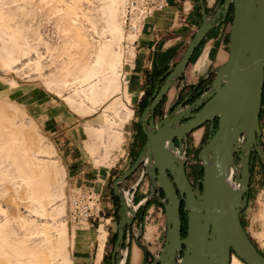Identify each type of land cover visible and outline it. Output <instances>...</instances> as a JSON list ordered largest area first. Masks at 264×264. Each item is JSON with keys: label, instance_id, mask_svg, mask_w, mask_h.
Listing matches in <instances>:
<instances>
[{"label": "bare ground", "instance_id": "6f19581e", "mask_svg": "<svg viewBox=\"0 0 264 264\" xmlns=\"http://www.w3.org/2000/svg\"><path fill=\"white\" fill-rule=\"evenodd\" d=\"M123 4L124 0H0V83H3L0 88V264H72L65 224L58 217L63 213L64 172L51 159L53 145L46 143L45 136L35 130L42 128L36 117L35 101L29 104L28 98L20 97L25 100L23 103L16 96H10V88L5 89L7 76L15 73L22 78L23 75L37 78L47 90L81 114L90 113L97 106H104V114L122 111V117L121 113H115L120 115V123L107 119L99 129L90 126L85 129L88 152L100 158L98 152L103 147L101 157L107 159L109 150L124 140L122 125L132 115L126 105L130 102L126 93L125 104L116 97L125 60L120 44ZM126 39L133 42L134 36ZM126 52V59H132L133 50ZM30 65L34 68L32 73L27 72ZM9 82L10 86L17 84L13 78ZM180 113L170 116L155 135L156 150L160 153L157 167L154 156L143 161L150 166L151 173L153 169L158 174L157 168H160L162 180L164 174L172 180L168 170L172 167L170 155L183 163L186 157L183 148L179 152L169 146V138L182 136L180 122L187 114ZM199 136L196 133L197 139ZM213 153L207 155V166L214 162ZM225 181L230 187L239 188L231 174ZM156 187L159 189L158 184ZM123 196L128 208L125 216L133 220L136 208L124 189ZM259 198L257 214L262 232L256 235L261 239L264 237V190ZM98 238L103 239L104 235L99 234ZM125 253L126 250L119 251L121 259L117 264H124ZM178 257L179 252L174 264H178L181 256ZM228 264L246 263L230 251Z\"/></svg>", "mask_w": 264, "mask_h": 264}, {"label": "water", "instance_id": "95a60500", "mask_svg": "<svg viewBox=\"0 0 264 264\" xmlns=\"http://www.w3.org/2000/svg\"><path fill=\"white\" fill-rule=\"evenodd\" d=\"M199 4L202 22L182 57L165 72L164 84L158 93L156 88L153 94L156 99L145 109L142 120H145L149 111L154 110L172 82L182 77L195 49L211 29L220 25L232 6L228 58L212 71L213 80L191 105L184 108L182 104L178 105L156 124V130L148 133L147 142L136 160L114 179L112 189L120 200V220L112 264L119 256L125 230L132 222V218L126 217L124 213L128 208L125 207L120 184L136 171L145 157L154 156L157 167L160 153L156 150L155 135L170 116L180 112L182 115L187 114L182 120L188 118L182 123L180 132L183 135L206 122L210 123V132L197 154L198 160L202 162V177L193 186L186 175L184 163L171 155L172 167L168 170L172 180L165 174L162 180L160 168H157L158 174L153 169L151 173L150 166L145 164L146 174L151 179V190L140 204L145 207L158 184L164 195L162 197L158 191L157 199L166 217L164 244L158 258H154L151 264H174L178 252H182L178 264H228L230 251L235 252L246 264H264V255L254 246L240 219V212L247 205L252 152L258 155L264 166L259 125L264 84V0H220L209 15L204 0H199ZM197 108L199 110L193 112ZM215 119L217 126L212 133ZM150 124L153 126L152 119ZM176 137L181 144V136ZM169 146L176 149L172 137L169 138ZM181 150L179 145L178 151ZM212 151L214 162L207 166V155ZM229 174L239 184V188H232L225 181ZM182 202L183 210L187 213V230L183 238L180 219Z\"/></svg>", "mask_w": 264, "mask_h": 264}, {"label": "rangeland", "instance_id": "374dc122", "mask_svg": "<svg viewBox=\"0 0 264 264\" xmlns=\"http://www.w3.org/2000/svg\"><path fill=\"white\" fill-rule=\"evenodd\" d=\"M213 1H214L213 6H215L218 4V2L220 0H213ZM124 5H125V0H124V4H123V11L121 14V19L123 18ZM231 19H232L231 11H229L226 18L220 23V25H222L223 31L227 35H229ZM122 36L123 37H122L120 44H121L122 51L124 52V53L122 52L124 55L123 59H125V60H123V65H122V69H121V76L119 79L120 80V84H119L120 85V91L116 93V97L117 96L120 97L122 103L125 104L126 100H125L124 94L126 93V95L129 98H130L129 93L132 94L131 93L132 90L129 87L128 81L126 79V76L129 73L128 72L129 71L128 66H130L129 61L131 60V59L129 60L128 58L126 59V54H127L126 51H128V50L134 51V48H133L132 42L127 41V39H126L127 36H130V35H128L127 32L125 31V29L123 27V23H122ZM135 38H136V36H134V39ZM226 42H227V36H226ZM50 45L55 46V44H53V42L52 43L50 42ZM203 56L205 57V54L202 55L201 57H203ZM194 60H196V58ZM197 63H196V65H197ZM192 66H193V63L189 66V72L193 76L194 80L197 81L195 85L200 88V91H202V92L206 91V87L211 83V81L214 78V73L212 71L215 70L216 68H213V70L211 72L205 73L204 70L206 69L205 68L206 66H204L202 68H199V70L196 73H193L194 66L193 67ZM30 67H33V66L30 65L29 70L27 69V72L28 71L30 72L31 70L34 69V68H30ZM32 72H30V73H32ZM10 75H12V77ZM10 75L7 76L8 80L10 81L11 78H13L15 83H17L15 85H17L19 88L18 89L14 88L15 85L10 86L9 85L10 82L8 81L9 83L7 82L5 89L10 88L9 89V95L11 96V94H12L13 96H16L17 99H21L22 97H23V99L28 98L29 104H31L30 102L35 101L34 107H35V110L38 111L37 117L38 118H46L47 117L46 115L49 114V116L52 118L51 119L52 123H51L48 131H46L42 128H40L41 130L39 128L38 129L36 128L35 130H36V132L39 131L37 134L42 133L40 135L45 136L44 138H46L45 139L46 143L53 145L52 147L54 150V154H53L51 159L52 160L55 159V162L59 166H61V168L64 172L65 184H64L63 195H62L63 213H61L60 216H58V217L61 220H63L64 224H65V228H66V232H67V236H68V246L67 247H68L69 257L72 260L71 263L72 264H109L110 255H111L112 248H113L114 241H115V232L111 236H106L104 232H107V230H104V232L102 233V227H100V231L97 232L95 230V228L98 227L99 223H103V222H99L98 220H94V221L91 220L89 222V225H85V226H81V227H73L69 224V222H67V215L69 212V204L67 201V197L70 193L77 190L78 187H75L71 182V178L68 175V168L66 165L67 160H66V158H64L62 156V153L60 152V150L62 148H59V146L64 147L67 145V142H68V145L72 146L71 152L72 153L75 152L76 156L82 157V159L79 161V163H81L80 164L81 166L86 167V168L94 166L98 170L109 171V175H108L109 179L106 183V186H107L106 188H107L108 194H113L112 183H113L114 179H116V177L118 175H120L124 171H126L129 168V166L131 165L130 156L128 154V149H129V145L131 144V139L133 137L134 124H135V119H136V116L134 115V108L137 105V102L132 101V102L126 103V105H128V107L133 111V113H132L131 117L126 122H124L122 125V128L125 132L124 133V140H122V142L118 145V147H114V148L109 150V152H108L109 156L107 157V159H104L101 157V154L103 153V151H102L103 147H101L99 152H98V154L100 155V158L102 159L101 160L99 157L97 158L96 156L95 157H93V155L91 156V154L88 152L87 148L85 147V141L88 139V136L86 134L85 129H86V127H89V126L94 128V129H95V127H96V129H99L100 126H102L106 123L107 119H109V121H111V122L113 121L116 124L120 123V120H122L120 118L123 116L122 111L119 112L116 110L117 113H119V114L121 113V117L119 114L115 115V113H116L115 111H114V113H113V111H111L112 115H109L111 113H109V114L107 113L109 115L108 116L106 113H105L106 115L103 113L104 106H97L94 111L87 113V114H81V113L77 112L74 108H72L68 103H66L62 98L57 96L54 92L47 90V88L43 85V83L40 82V80H38L37 78L32 77V79H31V77H26L24 75L22 78L21 77L22 75L19 76V75H16L15 73H10ZM24 77H25V79H24ZM28 78L30 80H28ZM34 78H35V80H34ZM2 84L0 83V88H2ZM191 86L192 85L185 84V86L182 87V93L185 94ZM11 87H13V88H11ZM128 91H129V93H128ZM23 99H21V100H23ZM22 102L24 103L25 100H23ZM22 102H20V104H21L20 107L23 108ZM86 102L83 101V103H86ZM261 102H262V100H261ZM43 103L45 105H43ZM86 105H87V103H86ZM88 106H90V105L88 104ZM31 107L33 108V106H31ZM35 113H36V111H35ZM109 117H111V119ZM115 118H117V120ZM98 126H99V128H98ZM125 128L128 129L129 133H130L129 136L127 135L128 136L127 139H125V136H126V129ZM207 129H208V125H205L204 127L200 126L197 130H195L191 134L190 142H189V154H188L189 156L187 158L185 157L186 159L184 158V161L186 163V169L188 172L187 177L193 186H195L198 179L201 178V177L199 178V176L202 173V166H201V164L197 158V154H198L199 150L201 149V145L204 143L205 139L208 136V133H207L208 130ZM196 133H200V136L198 139L196 137ZM64 138H66V139H64ZM103 138L105 139L106 135ZM260 145L264 150V141L262 139H260ZM251 154H255V153L252 152ZM255 155H256V158H255L254 163L251 160V166L253 164V170H252V173H250V183H249V193H248L249 197L247 200L248 202H247V205L240 212V219L243 218L245 221L254 222L256 228L259 230L257 232V235H258L259 232H262L261 231L262 230V226H261L262 223L260 222V219H259L257 213L259 211L258 210L259 202H260L259 195H260L261 191L264 190V166L262 165L258 155L257 154H255ZM250 159H251V156H250ZM235 160L237 162V159H235ZM195 164L197 166L201 167L199 172H196V170L194 169L193 166ZM117 173H119V174H117ZM143 173H144L143 168L140 167L134 173V175L131 177V179H129L130 182L127 183L129 186L126 184L124 186V188L122 187L124 189V191L127 192V196L131 200V205L136 208L137 213H139L140 209L143 208L142 205L140 204V201L145 198V196L148 194V190H149V182H148L147 178H144V177L142 178ZM140 174H141V176H140ZM138 177H140L139 181H137ZM124 182L125 181H123L121 185L125 184ZM81 189L86 190V191L91 190L90 188H81ZM96 194H98V193H96ZM99 196H100L99 207L102 208V205H101V203L103 202L102 196L101 195H99ZM114 198H115V205H116L115 212H117L118 209L120 210V202H119L118 196H116ZM149 202H151V203L147 207V209L143 215V219H144V222H143L144 225L143 226H145V225L148 226V224L150 222H152V220L155 217H157V215H159L161 223L164 221L165 213H164L163 206L156 199H153V198L150 199ZM146 206H147V204L145 205L144 208H146ZM245 216H247V217H245ZM119 220H120V216H119V214H117L115 219L108 222L105 225V227H108V230L110 228L117 229V225H118ZM114 221H116V222H114ZM137 227H138V221L136 219L132 223L133 231H136ZM98 234L104 235V238L102 240H104V242L106 244L105 247L103 246V252L102 253H103L104 257L100 263H98V261L96 260V255L98 253H100V251L102 249L100 250V246L98 247L97 241L94 242V237L97 236ZM257 235L255 234V238L257 240V242H255V243L258 247V250H260V252L264 255V237H262L263 239L262 238L260 239L259 237H257ZM102 242L100 241V244ZM156 246L157 247H155V249H154V247L146 246L148 256L145 257L143 264H146L153 256L158 254V252L162 246V243L157 244ZM126 254L127 253H125V256H126Z\"/></svg>", "mask_w": 264, "mask_h": 264}, {"label": "crops", "instance_id": "0c3cea01", "mask_svg": "<svg viewBox=\"0 0 264 264\" xmlns=\"http://www.w3.org/2000/svg\"><path fill=\"white\" fill-rule=\"evenodd\" d=\"M164 1V8L160 11H155L144 21V24L142 25L135 38V41L133 42V57L129 61V73L126 76V79L128 81L129 87L132 90V94H130L128 91L130 102H137V105L134 108V113L136 112V109L141 103L142 99L145 97L146 88L149 87V92H151L152 87L159 83L163 77H161L160 74L173 67L179 61L186 47L188 46V43L202 22L199 0ZM213 3V0H204L208 15L211 14L216 7V5L213 6ZM226 36L227 34L223 31L222 25L211 29L207 33L205 38L195 49L194 54L192 55L182 77L175 81L171 90L168 91V97H175V86L178 88L177 86L181 87L184 84H196L197 81L194 80L193 76L189 72V66L192 63L194 66L193 73H196L199 68L204 66H206V69L204 70L205 73H208L211 72L213 68L219 67L227 60L229 53ZM204 54L205 57H201ZM195 58L196 60H194ZM200 58H203L201 64L195 67ZM147 81L150 82L147 83ZM46 116V118H38L36 114L38 121H41L40 124L42 129L48 131L52 123V118L49 116V114ZM259 125L261 129V139L264 141V85L259 115ZM129 134V130L126 129L125 139H127ZM59 148H62L59 150L62 153V156L67 160L66 165L68 168V175L71 178L72 184L80 189L90 188L91 190L89 191H95V193H98L102 196L103 202L101 203L102 208H100V215L95 220L103 223H99L95 230L99 232L100 227H102V232L107 230V232H104L105 235L111 236L116 231V229L110 228L108 230V227H105V225L111 220L115 219L117 214H119V209L117 212H115L116 205L114 192L113 194H108L107 192L106 183L109 179V171L98 170L94 166L89 168L81 166L79 161L82 159V157L76 156L75 152H71L72 146L68 145V142L66 146H59ZM129 182V180L125 181V184L121 185V183L120 186L124 188V186ZM241 221L242 226L248 234L250 240L256 245L255 242H257V240L255 238V234L259 230L256 228L255 223L252 221H245L243 218H241ZM165 235V215L164 221L162 223L160 221L159 215H157V217H155L152 222L148 224V226H143L141 237L138 241L131 240L129 242L127 248V264H143L146 257L145 255L147 254L146 246L154 247L155 249L157 244L162 243L163 247ZM98 237L99 234L94 237V242L97 241L98 247L101 246L100 250L102 249L100 251L99 259V253L96 255V260L98 263H100L104 257L102 253L103 246L105 247L106 244L104 240L102 242V239H99ZM100 241L102 242L101 244Z\"/></svg>", "mask_w": 264, "mask_h": 264}, {"label": "flooded vegetation", "instance_id": "af4514ba", "mask_svg": "<svg viewBox=\"0 0 264 264\" xmlns=\"http://www.w3.org/2000/svg\"><path fill=\"white\" fill-rule=\"evenodd\" d=\"M166 71H164L163 73L160 74L161 77L162 76L163 77L161 78L159 83H157L155 86L152 87L151 92H149V89H148L149 87L146 88L145 97L142 99L141 103L139 104V106L136 109V112L134 113V115L136 116V119H135V124H134L133 137L131 139V145H130V149H129V153H128L129 156H130L131 165L136 160V158L138 157V155L142 151L143 147L145 146V144L147 142V139H148V133H151L152 131H155L154 127L156 128V124L162 118H165L167 115L171 114L178 107V105L182 104L183 108L186 107V106H189L200 96L201 93H203L202 91H200V88L198 86L193 84L189 88V90L185 94H183L182 93V87L185 86V84H184L181 87L177 86L179 89L176 88V86H175V91H176L175 97H168V91L171 90V88L174 85L175 81H177V80H175L169 86V88L167 89L166 93L157 102V104L154 107V110L153 111H149L148 115L145 117V120L143 121L142 120L143 112L145 111V109L150 104H152L155 101L156 95L153 96V94H154L156 88H158V91H157V93H158L159 90L161 89V87L163 86L165 78H166V75H164ZM149 82L150 81H147V83H149ZM168 101H169V103H168ZM198 110H199V108L195 109L193 112H196ZM151 119H152V122H153V126H151V124H150V120ZM187 120H188V118L183 119V120H181L180 123L182 124V123L186 122ZM216 124H217V119H215V121H214V127H213L212 131H214V129L216 127ZM205 125H208L207 133L209 134V132H210V123L206 122L201 127H204ZM197 129H193V130H191L189 132H186L184 135L182 134L181 141H180L181 144L179 143L177 137H174V139H173V142H174V144L176 146V150H178L179 145H180L181 149L183 148L185 150V152H186V158L189 156L188 154H189L190 136ZM255 158H256V155L255 154H251L250 161L252 160L253 163H254ZM140 167L143 168V172H144L142 174V178L143 177L147 178V180L149 182V190H148V194H149L150 190H151V179H150V176L146 174L144 162H142L139 165V167L136 169V171ZM184 167H185L186 175L188 176V172H187V169H186L185 161H184ZM193 167L196 170V172L200 171V168H201L200 166H197L195 164ZM249 170H250V173H252L253 164H252V166L250 164ZM134 173L131 176H129L125 181H128L129 179H131V177L134 175ZM140 176H141V174H140ZM200 177H202V173L200 174L199 178ZM139 180H140V177H138L137 181H139ZM158 191L160 192V195L163 197V195H164L163 191L161 189H156L154 194L151 196L150 199L153 198V199H156L158 201V199H157V192ZM248 197H249V194L247 195V198ZM119 202H120V200H119ZM150 203L151 202L147 203L146 208H144V209L141 208L139 213H137V211H136V215H135L134 219L132 220L129 228L125 230L124 237H123V244L121 245V249L122 250H126L127 251L129 242L131 240H137L138 241L139 238L141 237V233H142V230H143V222H144L143 215H144V212L146 211L147 207L150 205ZM183 205H184V203L182 202L181 203V208H180L182 210L181 211V215H182V218H181V237L182 238L186 235V230H187V213L183 210ZM136 219L138 221V227H137L136 231H133L132 223ZM241 223H242V221H241ZM117 233H118V225H117V229L115 231V236H116L115 240L117 238ZM252 243H254V242L252 241ZM254 246L257 247L255 244H254ZM113 249H114V245H113V248H112V252H113ZM160 250H161V248H160ZM160 250H159V252H160ZM258 251L260 252V250H258ZM112 252H111V255H110L109 264H112ZM159 252H158V254H159ZM158 254L153 256L146 264H151L153 259L156 258V256ZM145 256L147 257L148 253ZM180 256H182V252H179V257ZM120 259H121V257H119V256L116 257L115 261H114L115 264H117ZM124 264H127V254H126V258L124 259Z\"/></svg>", "mask_w": 264, "mask_h": 264}, {"label": "built area", "instance_id": "2783aa9c", "mask_svg": "<svg viewBox=\"0 0 264 264\" xmlns=\"http://www.w3.org/2000/svg\"><path fill=\"white\" fill-rule=\"evenodd\" d=\"M164 6V0H126L122 23L127 34L137 36L144 21L155 11L162 10ZM99 199L100 196L95 192L80 188L70 193L67 197L69 204L67 222L73 227H81L97 219L100 215Z\"/></svg>", "mask_w": 264, "mask_h": 264}, {"label": "trees", "instance_id": "16d2710c", "mask_svg": "<svg viewBox=\"0 0 264 264\" xmlns=\"http://www.w3.org/2000/svg\"><path fill=\"white\" fill-rule=\"evenodd\" d=\"M230 11H231V17H232V14H233V7L231 6V8H230ZM227 47H228V35H227ZM216 126H217V124H216ZM215 129H216V127H215ZM215 129H214V131H215ZM214 131H212V133H214ZM181 209H180V219L182 218V215H181ZM116 237V236H115Z\"/></svg>", "mask_w": 264, "mask_h": 264}]
</instances>
